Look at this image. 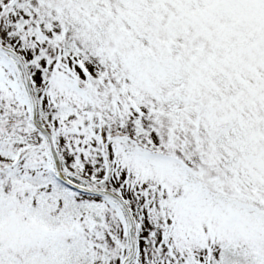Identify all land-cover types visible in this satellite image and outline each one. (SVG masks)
Listing matches in <instances>:
<instances>
[{
    "label": "snow or ice",
    "instance_id": "obj_1",
    "mask_svg": "<svg viewBox=\"0 0 264 264\" xmlns=\"http://www.w3.org/2000/svg\"><path fill=\"white\" fill-rule=\"evenodd\" d=\"M0 264H264V0H0Z\"/></svg>",
    "mask_w": 264,
    "mask_h": 264
}]
</instances>
